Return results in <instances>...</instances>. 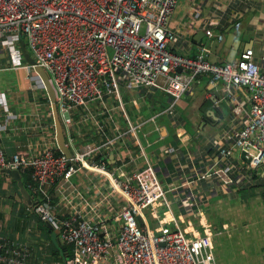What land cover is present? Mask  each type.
Instances as JSON below:
<instances>
[{
  "label": "built area",
  "instance_id": "built-area-1",
  "mask_svg": "<svg viewBox=\"0 0 264 264\" xmlns=\"http://www.w3.org/2000/svg\"><path fill=\"white\" fill-rule=\"evenodd\" d=\"M178 2L0 0V51L8 60L0 70L24 69L33 93L45 90L35 67L46 72L71 152L70 157L56 152L54 124L40 133L39 121L26 127L30 139H39L29 151L7 154L0 147V170L30 169L35 194L31 211L70 247L68 257L52 264H215L209 234L187 233L175 217L150 228L145 212L151 210L156 220L163 208L171 212V193L182 212L194 213L200 181L237 187L264 166V56L256 60L245 49L236 59L216 63L208 59L204 43L193 55L173 51L187 29L202 27L208 39H222L216 21L203 20L196 6L191 10L195 22L170 29L167 23ZM22 41L33 64L24 60ZM203 75L223 83L233 114V122L214 141L206 169L166 188L151 164L127 170L130 160L124 153L113 165L100 155L106 148L115 151L118 144V151L129 152L131 145L142 150L137 133L148 120L132 122L124 92L159 90L169 98L163 113L172 114ZM241 87L248 91L247 102L237 94ZM26 119L0 96V131L18 129L14 121ZM87 127L97 134L82 143L81 129ZM76 175L84 177L79 182L85 191L73 182ZM0 264L49 263L33 259L26 243L0 234Z\"/></svg>",
  "mask_w": 264,
  "mask_h": 264
},
{
  "label": "crops",
  "instance_id": "crops-1",
  "mask_svg": "<svg viewBox=\"0 0 264 264\" xmlns=\"http://www.w3.org/2000/svg\"><path fill=\"white\" fill-rule=\"evenodd\" d=\"M194 6L203 20L216 21V31L222 33V39H208L202 27L187 29L172 47L173 51L193 55L196 47L203 43L211 51L215 41L220 44L214 51L217 58L236 59L244 49L251 50L256 60L264 56V0H179L167 26L177 31L195 22L191 11ZM202 31L203 35L197 36ZM7 61L0 51V66H6ZM42 94H46L44 98ZM237 94L247 102L246 88H238ZM0 96L12 111L27 117L24 122L14 121L12 125L18 129L0 131V147L7 154L29 151L30 144L39 139H30L26 127L39 121L40 126L36 128L42 133L45 127L51 131V124H54L53 116L48 114L51 104L46 91L33 93L24 69H4L0 70ZM124 100L132 122L148 120L137 133L142 150L131 145L129 152H122L118 151V144L115 151L106 148L100 155L107 157L108 163L113 165L124 153L125 160H130L127 170L142 169L151 164L166 188L179 185L184 176L206 169L215 150L216 137L233 122L232 111L224 100L223 83L212 82L206 75L201 76L178 101L172 114L163 113L169 98L156 89L139 93L126 91ZM115 117L124 127L122 117L116 113ZM81 131L85 132L79 137L82 143L95 139L97 134L88 127ZM166 147L173 151L165 153ZM236 156L239 159V153ZM83 178L76 175L73 182L85 191L79 182ZM12 180L3 175L0 178V234L26 243L32 250L33 259L49 264L63 261L62 249L66 244L31 211V205L16 192ZM197 189L200 200L194 213L182 212L175 202L176 195L170 193L171 212L162 214L160 210L159 220L153 217L151 210L145 212L149 227V217L153 220V229L158 224H169L175 217L179 224L183 223L182 228L187 233L211 236L215 264H264V166L237 187L217 186L206 180L200 181ZM87 193H91L90 189Z\"/></svg>",
  "mask_w": 264,
  "mask_h": 264
},
{
  "label": "water",
  "instance_id": "water-1",
  "mask_svg": "<svg viewBox=\"0 0 264 264\" xmlns=\"http://www.w3.org/2000/svg\"><path fill=\"white\" fill-rule=\"evenodd\" d=\"M200 35H203V31L199 32L197 34V36H200ZM223 36H224L223 39L225 40V35H223ZM219 45L220 44H217L215 41L212 42L211 51L208 54V59L210 61L216 62V63H223L225 61H231V60H228L225 58L222 59V58L216 57V53L214 51ZM21 47H22V53H23V57H24L25 61L28 62L29 64H33L34 61L31 58V56L29 55V53L27 52L23 41L21 42ZM34 70L41 77V79L44 83V86H45V91L47 93L48 99H49L50 104H51V112H52V116L54 119L55 139H56L57 147L61 153L65 154L67 157H70L71 152L65 143L62 125H61V122L59 119V115H58V111H57V107H56V103H55L54 90L48 81V76H47L46 72L41 67H35ZM0 172L3 173L4 175L9 176L11 179H13L16 182L17 187L19 189V193L22 196V198L27 202L28 205H32V196L30 195V193L25 188V186L22 182L20 171L18 169L3 168L0 170Z\"/></svg>",
  "mask_w": 264,
  "mask_h": 264
},
{
  "label": "trees",
  "instance_id": "trees-1",
  "mask_svg": "<svg viewBox=\"0 0 264 264\" xmlns=\"http://www.w3.org/2000/svg\"><path fill=\"white\" fill-rule=\"evenodd\" d=\"M59 150H56V152H58ZM21 173V178H22V182L25 186V188L28 190V192L30 193V195L32 197L35 196L34 192L32 191V187L34 185V182L32 180V178L30 177V169H26V170H23V171H20ZM2 175L5 177V178H10L9 176L7 175H4L3 173L0 172V176L2 177ZM0 177V178H1ZM12 183L14 184L15 186V189L17 188L16 191H18L19 193V189L17 187V184L14 180H12ZM34 198H32V201H33ZM63 253H64V256L65 257H68L69 254H70V247L68 245H66L63 249H62Z\"/></svg>",
  "mask_w": 264,
  "mask_h": 264
},
{
  "label": "rangeland",
  "instance_id": "rangeland-1",
  "mask_svg": "<svg viewBox=\"0 0 264 264\" xmlns=\"http://www.w3.org/2000/svg\"><path fill=\"white\" fill-rule=\"evenodd\" d=\"M35 94H37V93H35ZM16 190H17V188H16ZM16 192L18 193V191H16ZM18 194H19V193H18ZM173 207H174V206H173ZM166 211H167V209H166V208H163L161 212H162V214H164ZM174 212H175L176 216L178 217V214H177L175 208H174ZM160 214H161V213H160ZM147 220H148V219H147ZM149 222H150V225H151V228H152L153 220H152L151 217H149ZM180 225H181V227L184 226L183 223H181ZM52 237L55 238V234H54V233H52Z\"/></svg>",
  "mask_w": 264,
  "mask_h": 264
}]
</instances>
